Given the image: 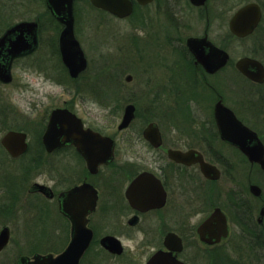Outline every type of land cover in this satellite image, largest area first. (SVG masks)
I'll return each mask as SVG.
<instances>
[{"label":"flooded vegetation","instance_id":"af4514ba","mask_svg":"<svg viewBox=\"0 0 264 264\" xmlns=\"http://www.w3.org/2000/svg\"><path fill=\"white\" fill-rule=\"evenodd\" d=\"M49 1L51 0H22L21 3L24 6L33 4L32 15L21 17L15 22H7L6 28L0 34V38L6 36L3 46L0 47V64L7 66L9 77L7 82L0 79L2 86L12 83L13 70L16 64L22 60L30 61V67L43 71V75H39L43 77L44 81L47 80L50 85L59 87H65L67 82H77L90 65L91 60L85 46L87 41L83 39L85 32L81 30L83 24L79 22L75 8L78 1L84 0H72V36L70 38L78 43V49L81 50L86 62L85 68L76 77L70 75L62 55V44L68 39L65 37L67 18L60 9L57 14ZM53 1L56 2V0ZM131 1L132 11L125 18H117L106 11L98 10L117 20H126L149 9L155 2L152 0L148 4L140 5L135 0ZM207 2L208 0H205L204 5L194 6L188 0L192 8L197 12L204 11L205 14L208 10ZM7 3V0H0L1 5ZM21 3L19 2L17 6L20 7ZM248 4L258 6L259 20L249 34L236 36L229 29L230 20L238 9ZM224 5L223 15L226 27L222 43L209 38L207 24L201 35L189 36L182 40L178 52L187 64L196 70L198 76L202 77L205 85H209L208 80L211 77L214 78L225 71L227 88V71L235 70L245 83L258 87V95L264 98V78L260 82L253 81L242 74L238 68L240 61L248 60L258 63L264 72V4L256 2L243 4L232 15H228L227 0L224 1ZM141 17L136 16L137 23L141 21L140 19L145 20L144 17ZM19 24L25 25L19 30L11 32ZM132 25L136 27L135 24ZM136 37H133L134 40L137 39ZM18 38L19 40H17ZM189 38L202 41V43L197 41L199 45L197 51L200 50L204 58L207 57L213 62L218 58L213 57L215 53L206 43L222 51L225 55L224 66L214 73H208L186 46V40ZM13 48L19 52L9 57ZM129 77L131 78V76ZM65 89L67 90L66 87ZM190 95L193 96V94ZM218 101H221L233 113L237 121L256 135L263 146L262 163L250 160L236 145L221 140L214 118V106ZM216 103L213 106L212 114L207 115V121L202 126L162 129L156 122L151 121L143 127L133 128L132 124L136 118V114H134L129 125L119 129L122 114L115 132L111 134H108L103 128L88 124L81 114H76L65 106L56 107L45 114L40 122H31L30 126L23 128L24 130H7V132L15 131L25 134L27 148L24 153L12 158L1 144L0 146L12 160L29 156L24 161L31 162L38 167L47 166L50 168L51 176H54L52 181L56 179L57 173L61 174L58 177V184L55 181V184L49 185L33 182L27 192L35 198L48 201L52 206L51 209L64 220L67 240L64 249L72 239L73 220L71 215L75 213L78 215L86 211V227L92 232V239L78 264H85L87 254L89 252L96 253V251L106 253L119 260L121 264H167L168 261L171 262L170 264H190L188 259L191 257V264H198L199 256L196 255V252L190 257L187 256L190 248L195 247L196 249L198 243L213 247L226 239L239 243L240 247H245L247 249L245 256H252L254 260L252 258L251 261H254V264H264V117L258 128L256 123H251L238 116L234 107L227 104V89L225 102L220 96H217ZM56 109H66L71 112L76 119L80 120L83 130H90L96 135L109 138L112 141L110 157L103 161L105 152L96 146L89 153L90 159L87 160L72 143H63L62 136L58 138L57 147L54 145L51 150H47L43 136L51 113ZM187 116L188 114H183V122L185 121L184 117ZM65 121L63 120L62 123ZM150 124L155 126L148 130ZM61 129L65 128H61L59 125L57 130ZM25 130L30 131L34 136L32 145L28 142ZM214 134H217L219 141L227 146V149L234 150L241 157L243 165L248 171L241 185H237L233 181L239 175L237 171L233 170L232 162L227 160L228 215L219 207H212L210 211H202L206 215L201 221L191 223L189 222L190 218L198 217L201 212L199 198L212 192L215 183L221 179L223 174L215 159ZM240 140L249 146H254L256 143L253 140L250 142L244 137H240ZM191 154H194V157H198L205 164L215 167L219 171V178L206 177L201 171L200 161L197 158L189 157ZM184 155L188 157L185 158ZM217 208L226 218L227 236L218 243H206L201 241L198 228ZM185 216L189 218V221ZM230 222L236 224L235 230L239 232V236H232V232L230 233ZM95 223L112 228L114 233H104L97 238ZM4 228L7 227L2 229ZM8 232V242L0 250V264H7V259L2 255L11 239L9 229ZM32 234L39 239L38 232L36 234L35 231H32ZM105 237H113L119 241L121 245L119 254L111 253L101 245V240ZM126 241L134 246L132 256H130V249L125 248ZM191 251L193 252V250ZM158 253L166 254L167 261H153ZM58 254L39 255L33 252L29 256L22 253L16 256L14 264H32L37 256L56 257ZM21 259L24 261L21 262ZM242 262L241 256V262L236 261V263L242 264Z\"/></svg>","mask_w":264,"mask_h":264},{"label":"rangeland","instance_id":"374dc122","mask_svg":"<svg viewBox=\"0 0 264 264\" xmlns=\"http://www.w3.org/2000/svg\"><path fill=\"white\" fill-rule=\"evenodd\" d=\"M7 1V4H0V34L7 22L31 16L34 8L33 4L24 6L22 0ZM224 1L208 0L205 14L192 8L188 0H155L149 9L136 14L145 18L139 23L136 16L117 20L93 7L88 0L78 1L75 8L79 22L83 24L81 30L85 32L83 39L87 41L90 65L77 82H67L66 90L44 81L41 76L44 72L30 67V61L18 62L12 83L0 84V138L9 129H23L31 122H40L50 110L62 106L81 114L88 124L103 128L108 134L115 132L128 104L135 107L133 128L143 127L151 121L162 129L202 126L207 115L212 114L217 96L225 102L226 89L227 104L234 107L238 116L256 123L259 128L264 117V98L258 95V87L245 83L235 70L227 71V88L225 71L211 77L207 86L178 52L182 40L201 35L207 24L209 38L222 43L226 27ZM19 2L20 7L17 6ZM249 2L264 4V0H227L228 15ZM134 36H137L136 40ZM128 76H131L130 81H126ZM183 114H188L184 122ZM25 132L32 145L34 136L30 131ZM213 137L215 159L223 174L214 190L199 198L201 212L198 217H191L189 221L185 216L191 223L201 221L206 215L202 211H210L212 207H219L228 215L227 160L232 162L233 170L239 175L233 179L237 185H241L248 171L234 150L227 149L217 134ZM28 158L12 160L0 146V229L7 227L11 233L2 255L7 264H14L16 256L22 253L55 255L67 242L64 220L51 209L48 201L27 192L33 182L58 184L61 174L57 173L54 182L50 168L24 161ZM95 225L97 238L104 233H114L108 226ZM235 228L236 224L230 222V233L239 236ZM32 231L38 232L39 239ZM197 245L196 249H189L187 256L196 252L198 264H237L236 261L241 262V256L242 264L255 263L251 261L252 256H245V247L227 239L213 247ZM125 248L130 249L132 256L133 244L126 241ZM87 255L85 264H121L104 252ZM191 258L188 259L190 264Z\"/></svg>","mask_w":264,"mask_h":264},{"label":"water","instance_id":"95a60500","mask_svg":"<svg viewBox=\"0 0 264 264\" xmlns=\"http://www.w3.org/2000/svg\"><path fill=\"white\" fill-rule=\"evenodd\" d=\"M90 4L100 10L106 11L117 18L128 17L132 11V1L131 0H89ZM140 5H145L152 0H135ZM194 6L204 5L205 0H189ZM52 8L57 12L62 10L65 15L67 22V30L65 31V37L68 38L62 44V55L65 65L69 69V73L72 77L76 75L85 68L86 62L83 58L82 52L78 49V43L70 38L72 36V0H53L49 1ZM259 8L255 4H248L244 7L238 9L232 16L229 23V29L231 33L236 36H245L249 34L255 27L259 20ZM25 24H19L13 31H17ZM8 35V34H7ZM5 37L0 38V47L3 46L5 42ZM19 40V38L17 39ZM198 40L189 38L186 40V46L191 50L196 58V60L203 65L204 69L208 73H214L225 64V55L222 51H219L206 43L215 54L213 57H217V61L213 62L207 57H203L201 51H197ZM201 42L202 41H198ZM16 48V47H15ZM68 48V49H67ZM73 49V50H72ZM14 48L9 53V57L17 54L19 51H15ZM220 56V57H219ZM213 63H212V62ZM212 64V66H211ZM239 71L246 77L253 81L260 82L264 78V72L262 67L253 61L242 60L238 64ZM252 71H248L249 69ZM0 79L2 81H9L8 69L5 64H0ZM131 78L128 76L126 81H130ZM135 114V107L132 104L125 106L123 110L122 120L119 124V129L125 128L129 125ZM214 118L216 121L219 136L222 141L229 142L236 145L240 150L250 159L259 162H263V146L258 141L256 135L251 132L247 127L243 126L239 121H237L233 113L227 109L221 101H218L214 106ZM66 120L65 123H62ZM59 125L61 130H57ZM155 125L150 124L148 130ZM62 136L63 143H72L83 155L89 160L92 149L98 146L100 149L104 150L105 155L103 161L110 157L112 149V141L109 138L101 137L92 133L90 130H83L80 120L76 119L71 112L66 109H56L52 111L46 132L43 136V142L47 150H51L54 145L57 147L59 144L58 138ZM240 137L249 139L250 142L255 141L254 146L245 145ZM26 136L24 133L9 131L6 132L0 139V144L12 158L18 157L20 154L26 151ZM187 158V155H184ZM189 157L193 158L194 154ZM198 161L201 164L202 173L209 178L218 179L219 171L213 167L205 164L198 157ZM45 188V187H44ZM92 207V206H91ZM66 209V205L64 204ZM90 208V207H89ZM88 208V209H89ZM63 212L64 209H62ZM86 211L81 214H72L73 220V230L72 239L69 245L56 257L51 256H37L35 262L32 264H78L80 258L88 248L90 241L92 239V232L86 227ZM198 233L201 241L206 243H218L222 238L227 236V225L226 218L220 209H215L214 212L202 223L198 228ZM9 239V232L7 228L0 231V250L6 246ZM101 245L110 251L111 253L119 254L121 252V245L119 241L113 237H105L101 240ZM166 254L158 253L153 258V261L159 262L167 260L165 259ZM23 262L24 259H21ZM174 261V260H172ZM171 262L168 261L167 264Z\"/></svg>","mask_w":264,"mask_h":264}]
</instances>
